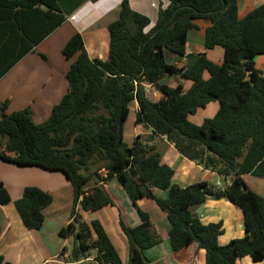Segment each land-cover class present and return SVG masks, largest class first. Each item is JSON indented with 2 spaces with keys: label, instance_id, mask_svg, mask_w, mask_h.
<instances>
[{
  "label": "trees",
  "instance_id": "16d2710c",
  "mask_svg": "<svg viewBox=\"0 0 264 264\" xmlns=\"http://www.w3.org/2000/svg\"><path fill=\"white\" fill-rule=\"evenodd\" d=\"M240 1L169 0L151 27L149 17L123 0L120 18L108 26L106 60L91 59L79 33L64 47L66 60L76 57L66 75L69 92L45 123L35 124L30 109L6 115L7 103L0 105V160L61 173L73 187V220L59 232L62 238L74 237L73 260L83 261L96 250L99 264H123L111 232L83 216L114 205L101 183L115 178L132 203L152 200L167 214L173 251L197 243L205 264H237L245 258L263 263L264 198L248 189L244 176L264 178V77L254 63L264 55V5L240 19ZM203 19L210 21L204 31L206 53L189 67L168 64L166 51L185 58L187 34ZM65 21L60 0H0V79ZM215 48L223 50L221 63L208 56ZM163 74L179 75L192 85L185 89L160 84ZM145 82L163 95L160 103L147 99ZM135 102L136 124H147L153 134L138 135L127 146L124 127ZM212 102L219 103L213 118L201 125L190 121ZM157 136L166 137L183 157L224 180L232 177L231 186L175 184V171L149 145ZM95 160L106 163L107 178L94 174L97 180L88 188ZM153 188L167 192V197L158 196ZM210 198L227 199L241 210L244 238L221 246L222 223L204 225L192 215L193 206ZM11 200L0 183V206ZM52 201L51 194L40 188L23 190L15 207L26 229L43 228ZM137 213L141 223L136 227L119 220L127 238V264H149L145 252L162 240L149 214ZM1 232L0 228V238ZM0 264L9 263L0 256Z\"/></svg>",
  "mask_w": 264,
  "mask_h": 264
},
{
  "label": "crops",
  "instance_id": "0c3cea01",
  "mask_svg": "<svg viewBox=\"0 0 264 264\" xmlns=\"http://www.w3.org/2000/svg\"><path fill=\"white\" fill-rule=\"evenodd\" d=\"M123 0H60L62 13L66 21L51 35L44 39L35 49L23 57L5 76L0 79V105L7 103L6 115L30 109L35 124L45 123L55 105L59 104L69 92L66 78L67 72L76 57L66 60L62 51L68 41L79 33L84 42L85 49L91 59L106 60L108 58L110 36L108 26L120 18ZM132 10L144 14L151 20V27L156 24L160 8H167L169 0H129ZM264 5V0H241L239 5V18L244 19L257 7ZM210 26L209 20H198L195 28L187 34L186 56L181 59L166 51V61L170 65L189 67L195 63L198 56L206 53L204 31ZM223 50L215 48L208 52L211 60L221 63ZM255 68L264 77V55L254 60ZM160 84L176 88L183 86L189 89L192 85L179 75L172 77L163 74ZM147 99L153 103H160L163 95L151 84H142ZM134 109L135 138L138 135L147 137L153 130L145 123L136 124L138 103L131 105ZM219 111L217 102L210 103L205 109L199 110L191 121L201 125L206 119L213 118ZM131 112V111H130ZM2 114L0 113V120ZM129 121V119H128ZM127 121V122H128ZM127 124V123H126ZM126 131L124 132L125 135ZM154 147L162 162L175 171L174 182L185 188L199 182H206L211 186L223 179L218 173L206 170L195 161L183 157L166 137L157 136L149 144ZM1 163L10 164L0 160ZM18 168H32L19 167ZM35 168V167H33ZM6 168L0 166V183L10 193L11 202L0 206V256L9 264H62L63 257L72 253L69 244L73 237L62 238L59 232L72 223L74 190L67 178L61 173L47 172L49 174L39 177H29L27 180L9 181L5 177ZM36 173H29L33 175ZM228 183V180H224ZM29 182V183H26ZM40 182V183H39ZM244 182L249 190L264 198V178L252 175L244 176ZM117 180L110 179L105 182L104 188L110 195L113 206L110 210L103 209L92 213L104 228L112 232L120 244V253L123 264L128 262L127 238L120 228L119 220L123 219L129 227L140 225L137 210L149 214L150 224L161 237V243L145 252L149 264H205V253L197 243L180 250L173 251L170 240V224L167 214L163 213L152 200L144 199L132 203L125 190L117 184ZM14 190V195L11 193ZM29 184V185H28ZM102 184V183H101ZM26 187H37L52 196V204L45 211V223L41 230H28L25 228L15 202L22 197ZM160 197H167V192L152 189ZM192 215L202 224L209 225L222 223L224 233L218 238L221 246H226L234 239L245 237L243 214L241 210L227 199H208L200 205L191 208ZM74 239V238H73ZM126 241V244L124 243ZM64 251V253H63ZM96 253H89V261L85 264H99ZM237 264H258L250 258L238 261ZM264 264V261L263 263Z\"/></svg>",
  "mask_w": 264,
  "mask_h": 264
},
{
  "label": "rangeland",
  "instance_id": "374dc122",
  "mask_svg": "<svg viewBox=\"0 0 264 264\" xmlns=\"http://www.w3.org/2000/svg\"><path fill=\"white\" fill-rule=\"evenodd\" d=\"M172 77H174V75H171ZM189 84H191L190 81H188ZM217 104L219 105V103L217 102ZM134 118H135V114H134V109L131 108V112H130V115H129V121L127 122L126 126L124 127V132L126 131L125 135H124V143L127 145V146H131L133 141L135 140V136H134V130H135V123H134ZM190 121H191V118H190ZM192 122V121H191ZM195 123V122H193ZM2 165V168H6V170L8 171H5L4 175L5 177H7V179L9 181H16V180H27L30 176L31 177H39V180L40 181V176H45L49 173L45 172L44 170L42 169H39V168H18L14 165H9V164H4V163H1ZM105 162L103 161H99V160H95L94 161V164H92L90 166V170L88 172V174L91 175V183L88 185V188H92L94 186V183L96 182L97 180V176L94 175V174H97L99 176H101V178H107V172L104 168L105 166ZM29 173H36V174H33V175H27ZM110 179H114V178H107L106 180H110ZM116 180V179H115ZM222 183L223 186H225V181L222 180L220 181ZM26 183H29V182H26ZM40 183V182H39ZM103 186L105 183H102ZM119 184V183H117ZM29 185V184H28ZM12 184H11V193L12 195H14V190H12ZM127 194V193H126ZM128 196V195H127ZM129 198V197H128ZM130 200V199H129ZM107 210H110L109 208H105ZM92 213H96V212H89V213H84L83 216H84V220L87 221V222H91L92 220L96 219L95 216L92 214ZM111 236L114 238V240H116L115 236L112 234L111 232ZM74 238V237H73ZM72 238V240L70 242H72V246H71V243L69 244V248H73V245H74V239ZM118 247H119V250L121 249L120 248V244L119 242H116ZM124 243L126 244V241H124ZM94 251L96 254H97V251L96 250H92Z\"/></svg>",
  "mask_w": 264,
  "mask_h": 264
},
{
  "label": "built area",
  "instance_id": "2783aa9c",
  "mask_svg": "<svg viewBox=\"0 0 264 264\" xmlns=\"http://www.w3.org/2000/svg\"><path fill=\"white\" fill-rule=\"evenodd\" d=\"M226 180H228V183L225 184V186H223L221 182H218V183L216 184V188H218V189H224V188L227 187V186H228V187L231 186V184H232V177H228ZM89 260H90V259L87 258V259H85V260H83V261H75V260L72 259L71 254H70V255H65V256L63 257L62 264H85V263H86L87 261H89Z\"/></svg>",
  "mask_w": 264,
  "mask_h": 264
},
{
  "label": "water",
  "instance_id": "95a60500",
  "mask_svg": "<svg viewBox=\"0 0 264 264\" xmlns=\"http://www.w3.org/2000/svg\"><path fill=\"white\" fill-rule=\"evenodd\" d=\"M169 23V22H168ZM168 23H166L163 27H161L158 31L162 30ZM132 174L134 175V173L132 172Z\"/></svg>",
  "mask_w": 264,
  "mask_h": 264
}]
</instances>
